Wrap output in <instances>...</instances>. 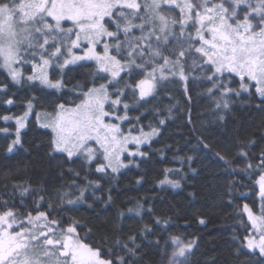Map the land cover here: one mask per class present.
I'll list each match as a JSON object with an SVG mask.
<instances>
[{"label":"trees","instance_id":"1","mask_svg":"<svg viewBox=\"0 0 264 264\" xmlns=\"http://www.w3.org/2000/svg\"><path fill=\"white\" fill-rule=\"evenodd\" d=\"M161 13L180 17L176 8L164 7ZM173 29L184 49L191 45L184 63L186 79H157L147 100H140L137 89L133 94V87L145 78L143 72H125L109 84V75L93 63L63 70L54 65L49 80L61 81L62 87L50 88L27 80L32 63L19 64L24 73L21 83L0 68V85H7L0 91V214L13 211L18 219L15 231L21 230L20 222L28 227V214L35 216L39 210L51 212L50 218L60 220L64 228L75 221L83 242L114 264L121 258L125 264H166L173 237L194 242L185 264H264V255L247 247L252 226L244 210L247 204L255 215L262 206L257 181L264 174L258 167L264 151V98L254 85L242 90L241 81L229 73L209 80L212 66L195 52L199 42L188 39L195 38V27L189 24L182 37L179 24ZM109 30L115 31V26ZM131 35L141 34L133 30ZM120 39H125L122 31ZM152 42L155 45V37ZM109 43L111 55L127 57V45L118 54L115 42ZM173 48H179L176 39L165 55ZM102 83L108 85L110 101L117 96L121 100L116 111L127 118L124 133L138 136L158 129L141 148L143 156H125L123 168L103 173L96 171L101 159L89 167L85 158L70 160L56 152L52 133L38 123L39 114H54L60 105L73 109L89 88ZM9 99L13 103H7ZM106 110L112 113L114 105L110 102ZM25 112L20 144L9 152L16 139V118ZM166 178L179 187L161 183Z\"/></svg>","mask_w":264,"mask_h":264},{"label":"snow or ice","instance_id":"2","mask_svg":"<svg viewBox=\"0 0 264 264\" xmlns=\"http://www.w3.org/2000/svg\"><path fill=\"white\" fill-rule=\"evenodd\" d=\"M164 4L179 9V19L162 15ZM124 9L130 11L125 12ZM136 20L140 22L135 23ZM66 21L71 22V27L64 26L63 22ZM175 24L181 26V37L189 24L195 27V38L189 35L188 39L199 42L195 52L212 66L209 71L213 74L208 77L209 80L215 81L216 74H234L239 77L242 90L247 91L248 82H254L256 92L264 98V0H144L143 5L137 0H0V68L7 71L13 82L21 83L22 73L14 65L32 63L33 74L27 77L28 81L39 80L47 87L60 88L61 81L53 83L49 80V65L63 70L77 61L95 60L99 71L109 73L113 79L120 77L122 71L134 72L135 75L143 72L145 78L140 79L134 87L126 85L133 87V94L138 89L139 97L143 100L153 92L157 72L160 73V80L167 79L165 69L172 76L179 75L181 80L186 79L184 63L191 52V45L188 49L183 48L182 41L171 27ZM113 25L116 30H109ZM133 29H138L141 35H131ZM121 31L125 37L123 41L120 39ZM104 37L115 42L118 54L127 45L130 49L127 57L118 59L110 55V43H104L103 55L97 54L96 46L103 43ZM172 39H176L179 48H173L165 55ZM81 41L87 43L85 53L83 56L74 55L72 50L80 48ZM145 48L148 50L147 58ZM64 49L71 59L65 58L63 64H60ZM37 56L39 63L34 62ZM173 56L175 59H172ZM137 57L140 62H137ZM160 60H163V64L158 63ZM149 64L152 65L150 71L147 70ZM6 89L7 85H0V91ZM84 97L82 103L74 109L65 110L60 105L61 111L56 118L42 125L50 127L54 133L52 144L55 150L66 153L70 160L83 154L90 167L102 152L107 163L98 164L96 171L103 173L111 167L115 172L117 168L113 166L114 162L119 163L120 154L127 151L126 145L130 141L139 145L157 134L158 129L153 128L149 133L141 131L140 136H126L119 125L106 122L105 117L110 115L105 110V104L110 100L108 85L102 83L98 87H91L84 93ZM7 103L13 101L9 99ZM120 103L119 96L111 99L112 105ZM124 107L128 108V105ZM224 107H227V103ZM27 115L25 112L23 117L16 118V139L9 146V152L20 144V129L25 126ZM3 119L7 121L11 117L4 116ZM117 119L123 120L126 117L118 116ZM89 141H95L99 147H90ZM138 154L144 155L142 152ZM258 167L264 169V151ZM161 183L179 187L177 181L167 178ZM257 183L261 200L264 201V174L260 175ZM69 203L74 201L70 200ZM244 210L253 228L259 232V240L248 239V247H258L264 255V204L259 216L254 215L247 204ZM50 217L51 212L37 210L35 216L29 213L27 224L30 227L20 222L21 230L15 231L13 225L18 219L13 211L0 214V264H114L111 259L102 258L103 253L98 248L83 242L77 233L75 221L64 228L60 220ZM201 223L204 221L201 220ZM172 239L179 248L178 252L173 253L174 256L183 257L194 244H182L176 237ZM124 247L134 254V250L127 244ZM120 264H125L122 258ZM170 264L176 262L171 261Z\"/></svg>","mask_w":264,"mask_h":264},{"label":"rangeland","instance_id":"3","mask_svg":"<svg viewBox=\"0 0 264 264\" xmlns=\"http://www.w3.org/2000/svg\"><path fill=\"white\" fill-rule=\"evenodd\" d=\"M137 2H138V3H141V5H143L144 0H137ZM164 7L175 8L174 6H169V5H167V4H164V5L162 6V8H164ZM176 9H177V8H176ZM124 10L130 11V10H128V9H124ZM178 10H179V9H178ZM161 14H162V13H161ZM162 15H163V14H162ZM164 16H165V15H164ZM166 17H167V16H166ZM63 24H68V27H71V22H67V21H66V22H63ZM157 24H159V21H157ZM171 27L173 28L174 25H172ZM133 30H138V29H133ZM140 34H141V33H140ZM74 38H75V37L73 36V39H74ZM102 39H103V43H100V44H98V45L96 46V52H97V54H99V55H103V53H104V43H109V41L111 40V39L108 38V37H104V38H102ZM41 42H42V39H41ZM68 46H69V47L71 46V45H70V42H69ZM86 48H87V43L84 42V41H81V47H80V48H77V49H73L72 52H73L74 55H77V56H83L84 53H85ZM53 50H54V49H53ZM111 50H112V48L110 47L109 52H111ZM110 55H111V53H110ZM38 58H39V56L36 57V59H38ZM65 58H67V59H71V56L68 54V52H67L66 49L63 50V56L61 57L59 63H60V64H63V60H64ZM36 59H35V60H36ZM39 62H40V61H39ZM79 63H93V64H95V66H96L97 69L99 70V65L97 64V62H96L95 60L77 61L75 64H79ZM27 64H29V63H27ZM75 64H69V65H67V66L75 65ZM160 64H162V63H160ZM52 66H54V65H49L48 68H47L48 77H49V70H50V68H51ZM67 66H66V67H67ZM14 67H18V68H19L20 72L22 73V79H23V77H24V73L22 72V69L20 68L19 64L14 65ZM3 70H4V69H3ZM4 71L7 73L6 70H4ZM178 71H179V69H177V72H178ZM125 72H128V71H122V72L120 73V75H122V74L125 73ZM7 74H8V73H7ZM32 74H33V67H32V72H31L30 75H32ZM106 74L109 75V78H110L109 81H111V83H115V82L118 80V78H119V77H117V78L113 79V78L110 76L109 73H106ZM164 74H165V76H167V78H169V77H174V78L176 77V78H179V75L172 76V75L170 74V72H169L168 69H165V70H164ZM219 75H221V74H219ZM231 75L235 76L234 74H231ZM156 77H157V79H160V78H159V77H160V73H159V72H157ZM235 77H237V76H235ZM237 78L239 79V77H237ZM179 79H180V78H179ZM239 80H240V79H239ZM33 82H39V80H36V81H33ZM156 82H157V80H156ZM39 83H40V82H39ZM248 84H249V87H250L251 85H254V86H255V83H254V82H248ZM42 85H43V84H42ZM45 86H46V85H45ZM154 91H155V88H154L153 92H152L148 97H146V98L143 99V100H147L149 97H151V96L153 95ZM137 92H138V95H139V90H138V89H137ZM139 98H140V97H139ZM84 99H85V98H84ZM140 100H141V99H140ZM110 102H111V101L109 100V101L105 104V110H106V107L109 105ZM119 105H120V104L114 105V110H113V112L110 113V115H109L108 117H105V121H106V122H110V123H115V124L119 125L120 128H121L122 133H123L124 135L128 136L130 133H128V132H127V133H124V131H123V124L126 122V119H127V118H126V119H123V120L117 119V117H118V112L116 111V109H117V106H119ZM75 108H76V107H75ZM73 109H74V108H73ZM65 110H70V109H65ZM60 111H61V109L57 110L54 114H51V115H48V114H39V115H38V121H39L38 123H39L40 127L49 130V131L52 133L53 138H54V133L52 132L51 128H50V127H43L42 125L50 123L53 119L56 118L57 113H59ZM27 117H28V115H27ZM123 117H125V116H123ZM24 122H25V120H24ZM130 135H131V136H136V135H132V134H130ZM138 136H140V135H138ZM153 137H154V136H152L150 139H148L147 142H142V143H140L139 145H137L136 143L130 141V142L126 145V147H127V151L122 152V153L120 154V161H119V163L114 162V165H113V166H115V167L117 168V170H120L121 168H123V167H124V162H123L124 157H125V156H127V157H133L134 155H132V154H130V153H137V154H135V155H139L138 153H140L141 148H142L144 145L148 144V143L153 139ZM88 145H89L90 147L94 148V149H97V148L99 147V146L95 143V141H89V142H88ZM54 150H55V148H54ZM55 151H56V150H55ZM56 152H58V151H56ZM58 153H63V152H58ZM64 154H66V153H64ZM66 155H67V154H66ZM76 157H82V158H85V159H86V157H85L83 154H78L77 156H75V157H73V158H76ZM100 159H101V162H102V163H104V164L107 163V162L104 161V159H103V154H102V152L99 153V158H98L97 160L99 161ZM97 160H96V161H97ZM121 165H123V166H121ZM108 169L112 170L111 167H109ZM258 190H259V196H258V197H259L260 202H261V205H262V204H264V201H262V200H261V197H260V186H259V184H258ZM260 214H261V211H259V213L255 214V215H256V216H259ZM249 222H250V224H251V226H252V232H251V236H250L249 239H254V240L258 241V240H259V232H258V229L253 228V225H252V221H251V220H249ZM41 223H42V222H41ZM28 227H30V225H28ZM15 229H16V230L18 229V228H17V224H14V225H13V230H15ZM18 230H19V229H18ZM10 231H12V230H10ZM178 240H179L180 243H182V244L190 243V242H188V241H183L182 239H179V238H178ZM169 244H170V248H171V253L168 255V259H167V263H166V264H170L171 261H175L176 264H185V262H186V260H187V257H188V253H189L190 250L186 251V252H185V255H184L183 257H180V256H174L173 253L178 252V251H179V248L177 247V245H176L175 243H173V239L170 240ZM247 247H248V240H247ZM248 248H249V247H248ZM249 250H251V251H256V252L260 253L258 247H257V248H251V249L249 248ZM260 254H261V253H260Z\"/></svg>","mask_w":264,"mask_h":264}]
</instances>
